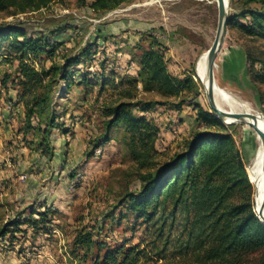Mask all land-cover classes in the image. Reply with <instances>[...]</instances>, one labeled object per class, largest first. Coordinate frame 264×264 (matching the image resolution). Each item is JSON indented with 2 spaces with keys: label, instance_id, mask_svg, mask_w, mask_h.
<instances>
[{
  "label": "rangeland",
  "instance_id": "1",
  "mask_svg": "<svg viewBox=\"0 0 264 264\" xmlns=\"http://www.w3.org/2000/svg\"><path fill=\"white\" fill-rule=\"evenodd\" d=\"M93 1L54 0L36 11L0 13V24L17 25L28 36L55 45L52 55L40 57L45 67L53 60L64 65L75 58L67 63L70 87L60 79L54 89L56 125L41 146L46 122L25 116L15 51L0 52V228L7 224L6 233L0 234V264H92L98 248L101 254L118 247L143 248L149 256L145 264H173L182 254H191L197 232L188 209L178 205L171 210L167 204L146 221L118 202L124 192L138 190V174L151 168L129 159L114 129L111 138L100 137L105 108L120 100L127 78L137 76L150 50L158 52L169 74L189 75L200 88L197 96L189 90L177 105L181 98L145 93L138 84L139 97L166 102L147 110L134 108L155 128V160L182 147L197 129H224L240 154L254 201L247 167L256 152L255 131L219 117L221 126L202 122L195 109L200 104L215 114L196 77V63L215 37L216 0H118L104 13L92 8ZM250 11H264V0H227L228 23L214 78L264 115L259 100L260 95L264 99V37L243 28L252 25ZM240 49V64H224L228 50ZM83 76L89 81H81ZM31 218L44 221L33 227ZM76 230L92 231L97 242L80 263L81 251H75L79 257L71 252Z\"/></svg>",
  "mask_w": 264,
  "mask_h": 264
},
{
  "label": "trees",
  "instance_id": "2",
  "mask_svg": "<svg viewBox=\"0 0 264 264\" xmlns=\"http://www.w3.org/2000/svg\"><path fill=\"white\" fill-rule=\"evenodd\" d=\"M52 1L0 0V13L15 16L40 10ZM261 1L243 0L246 4ZM117 4L118 0H94L91 6L97 12L104 13L114 9ZM243 7H246L245 4ZM248 13L252 17V25L243 28L250 34L264 37V11ZM54 49V44L38 36H28L17 25L0 24V52L14 50L19 62L21 78L18 84L25 99V116L30 119L32 115H37L39 122H46L41 131L45 134L42 138L45 142H39L41 146L47 142L48 132L56 125L52 99L58 80H65L67 89L73 82L68 79L67 63L75 58L64 65L55 60L47 67L42 64L41 55H52ZM150 51L149 58L141 62L137 76L127 78L120 100L105 108L106 118L102 122L101 138H111L109 135L114 129V138L123 145L129 159L140 167L151 168L138 174V190L124 192L118 202L127 203L126 206L146 221L152 220L157 211L165 209L167 204L171 210L178 205L189 210L187 213L192 214L197 232L193 248L191 254H182V258L173 264H206L210 261L213 264H264V223L254 211L252 184L246 177L243 162L230 134L221 128L197 129L184 140L182 147L162 160H155L159 155L154 148L155 128L144 116L134 113V108L147 110L155 104L166 102L139 97L138 84L145 93H157L165 99L171 96L181 98L177 105L185 101L189 90L193 96H197L200 88L189 75L179 78L169 74L158 52ZM253 78L254 75L250 73L251 82L256 88ZM81 81L89 80L83 76ZM259 100L264 103L261 95ZM195 109L202 122L221 126L219 118L210 110L200 104H196ZM43 151L49 154L46 147ZM43 221L44 218H31L28 223L36 227ZM6 225L0 228L1 235L6 233ZM95 246L97 242L92 231L76 230L71 252L79 257L75 251H81V257L77 259L79 263L87 259ZM97 251L92 264H145L149 259L140 247H118L104 250L102 254V248Z\"/></svg>",
  "mask_w": 264,
  "mask_h": 264
},
{
  "label": "water",
  "instance_id": "3",
  "mask_svg": "<svg viewBox=\"0 0 264 264\" xmlns=\"http://www.w3.org/2000/svg\"><path fill=\"white\" fill-rule=\"evenodd\" d=\"M217 4V28L215 37L210 45V47L206 51V63L204 68V78H205V95L211 110L214 111L215 115L228 123L240 122L243 124H249L259 135L262 141V147L264 151V132L259 128L258 114L253 113H242V112H230L220 108L217 105L216 98L214 96V66L215 60L217 58L218 53L222 48V44L226 35L228 16H227V0H216ZM198 69L196 68V72L198 73ZM264 117L263 114H260ZM263 173H264V165H263ZM255 197V195H254ZM264 196L262 198V208L258 209L255 204L254 198V211L256 216L259 218L261 222L264 223Z\"/></svg>",
  "mask_w": 264,
  "mask_h": 264
},
{
  "label": "bare ground",
  "instance_id": "4",
  "mask_svg": "<svg viewBox=\"0 0 264 264\" xmlns=\"http://www.w3.org/2000/svg\"><path fill=\"white\" fill-rule=\"evenodd\" d=\"M206 63V52L202 53L197 60L196 68L199 70L196 72V77L198 78L200 84H202V91L205 93V78H204V68ZM214 96L217 101V105L230 112H242V113H253L258 114L259 117L258 125L264 132V117H262L257 111L252 109L251 104L248 101L237 98L226 89L220 87L216 80L214 79ZM247 126L251 127L249 124ZM252 128V127H251ZM250 128V129H251ZM253 129V128H252ZM254 130V129H253ZM255 131V130H254ZM255 141H256V152L254 157L247 167L249 172V177L255 188V204L258 209L262 208V198L264 196V151L262 147V141L258 133L255 131ZM264 212V207H263Z\"/></svg>",
  "mask_w": 264,
  "mask_h": 264
},
{
  "label": "crops",
  "instance_id": "5",
  "mask_svg": "<svg viewBox=\"0 0 264 264\" xmlns=\"http://www.w3.org/2000/svg\"><path fill=\"white\" fill-rule=\"evenodd\" d=\"M240 56H244V52L242 49L236 50V52H234V50H228L227 56L224 57V64L235 65L236 63H239Z\"/></svg>",
  "mask_w": 264,
  "mask_h": 264
}]
</instances>
